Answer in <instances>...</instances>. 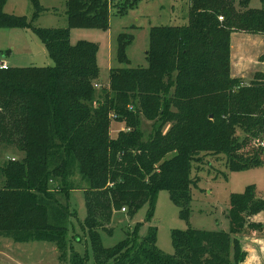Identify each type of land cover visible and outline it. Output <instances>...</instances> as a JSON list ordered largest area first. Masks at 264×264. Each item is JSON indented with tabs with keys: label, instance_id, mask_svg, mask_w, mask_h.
<instances>
[{
	"label": "trees",
	"instance_id": "1",
	"mask_svg": "<svg viewBox=\"0 0 264 264\" xmlns=\"http://www.w3.org/2000/svg\"><path fill=\"white\" fill-rule=\"evenodd\" d=\"M6 1L0 0V29L31 30L53 67L0 70V152L19 156L0 167V238L52 243L61 261L88 264L87 254L67 259L74 213L62 199L80 190L87 212L80 228L92 264L243 263L236 237L264 229L249 221L264 212L253 187L230 196L227 233L172 231L171 256L156 247V228L141 235L142 223L109 249L99 231L111 234L106 226L122 209L131 218L147 206L149 223L161 191L188 221L199 166L221 160L239 172L262 165L264 150L255 146L264 138V74L247 85L232 77L230 41L233 33L264 36V0L260 9L249 8L252 0H189L186 26L149 30L147 68L111 69L101 89L98 45H71L69 32L108 28L111 0H67L63 29L33 27L38 0H29L30 20L4 13ZM132 39L117 38L121 64ZM113 121L125 125L114 138Z\"/></svg>",
	"mask_w": 264,
	"mask_h": 264
},
{
	"label": "rangeland",
	"instance_id": "2",
	"mask_svg": "<svg viewBox=\"0 0 264 264\" xmlns=\"http://www.w3.org/2000/svg\"><path fill=\"white\" fill-rule=\"evenodd\" d=\"M67 0H38L42 9L33 27L38 29H63L66 27ZM109 8V22L106 29L72 28L69 32L71 45L77 42H88L98 45L97 66L100 69L98 89L107 85L108 73L111 69L147 68L146 53L149 44V30L152 27H181L188 24L189 0H111ZM115 5L125 7L123 15H117ZM259 0H252L250 9H260ZM34 12L29 0H7L4 13L13 16H24L31 19ZM219 20V18H218ZM220 21V20H219ZM129 34L133 37L126 48L127 64L119 63L117 59L118 36ZM230 71L231 75L238 74L244 85L249 84L255 77V67L264 57V36L233 33L231 35ZM4 61L9 68H46L53 67L43 44L31 30L0 29V62ZM232 61V62H231ZM262 71V67H258ZM264 69V67H263ZM233 72V73H232ZM260 73V72H257ZM241 77V78H240ZM102 85V86H101ZM125 129L123 123L112 122L110 135ZM142 130L150 131L149 123L143 122ZM264 150V138L255 146ZM12 158L18 159L12 151L0 152V167ZM262 165L259 168L246 171L229 172L224 162L206 163L193 172L198 177V183L191 188V203L189 205L190 218L188 221L179 217L178 208L171 202L166 191L159 192L153 217L147 223V206L140 208L133 217L124 213L113 215L111 223L106 229L111 234L99 231L101 245L113 248L122 240L133 227L142 223L141 235L144 236L149 227L156 228V247L166 255H173L171 243L172 231H186L188 229L225 232L229 231L228 210L229 198L233 194H242L246 188L255 189L256 198L264 200V152ZM2 178L0 174V186ZM58 196V195H57ZM67 203L74 217L67 226V259L74 253L87 254L92 264V250L87 235L80 228L86 218V206L83 192L73 191L69 194ZM250 222L264 226V212L249 219ZM241 251L246 253V259L241 264H264V229L261 231L247 230L236 237ZM7 241V242H6ZM0 242L9 243L12 259L11 264H68L59 258L55 244L46 242L15 243L9 239L0 238ZM3 250V249H2ZM6 261V259H5Z\"/></svg>",
	"mask_w": 264,
	"mask_h": 264
},
{
	"label": "crops",
	"instance_id": "3",
	"mask_svg": "<svg viewBox=\"0 0 264 264\" xmlns=\"http://www.w3.org/2000/svg\"><path fill=\"white\" fill-rule=\"evenodd\" d=\"M245 34V33H244ZM230 47H231V45H230ZM231 56V55H230ZM232 62V61H231ZM257 67H255L256 69H255V73H257V72H260V73H262V74H264V69H263V67H264V57H262L261 58V60H260V62L258 61V63H257ZM258 67H262V71L263 72H261V71H259V69H258ZM231 71H233V68H232V64H231ZM233 73V72H232ZM236 76H239L238 74H235V75H233V77H236ZM238 78V77H237ZM241 78V77H240ZM7 242V241H6ZM12 248V246H10V244L9 243H3V242H0V264H11L12 263V259L10 258V256H11V253L9 252V249L10 248ZM3 249V250H2ZM5 259H6V261H5ZM17 264V263H16Z\"/></svg>",
	"mask_w": 264,
	"mask_h": 264
},
{
	"label": "built area",
	"instance_id": "4",
	"mask_svg": "<svg viewBox=\"0 0 264 264\" xmlns=\"http://www.w3.org/2000/svg\"><path fill=\"white\" fill-rule=\"evenodd\" d=\"M219 20L221 21L222 18H219ZM7 68H8L7 64L4 61H1L0 62V70H6ZM124 212H125V209H122L121 213H124Z\"/></svg>",
	"mask_w": 264,
	"mask_h": 264
}]
</instances>
